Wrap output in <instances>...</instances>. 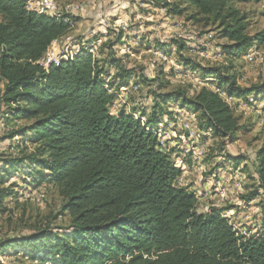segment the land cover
Listing matches in <instances>:
<instances>
[{"label": "trees", "instance_id": "16d2710c", "mask_svg": "<svg viewBox=\"0 0 264 264\" xmlns=\"http://www.w3.org/2000/svg\"><path fill=\"white\" fill-rule=\"evenodd\" d=\"M178 1L193 8V19L217 25L228 41L222 46L227 55L238 56L264 40V32L246 33L244 17L234 7L244 0ZM172 10L180 13L178 3ZM68 29L65 16L30 11L25 0H0L2 101L9 117L29 121L8 138L30 133L33 146L6 161L5 171L18 173L25 162L35 181L43 178L57 190L69 216L67 233L37 228L13 248H25L40 264H264V238L238 236L216 211L197 212L194 195L174 186L180 171L171 155L157 149L154 133L130 115L109 113L113 96L89 54L81 48L47 69L39 64ZM200 71L235 98L264 93V83L242 89L234 76L218 69ZM158 99L194 109L221 139L233 142L243 129L231 107L207 89L192 97L176 91ZM255 158L257 189L246 200L264 190V139ZM11 194L1 183L0 210Z\"/></svg>", "mask_w": 264, "mask_h": 264}, {"label": "rangeland", "instance_id": "374dc122", "mask_svg": "<svg viewBox=\"0 0 264 264\" xmlns=\"http://www.w3.org/2000/svg\"><path fill=\"white\" fill-rule=\"evenodd\" d=\"M25 2L30 11L65 16L69 25L38 62L46 63L48 56L60 52L74 55L82 48L102 70L99 80L113 96L109 113L130 115L154 133L157 149L171 155L180 171L174 186L194 195L197 212L216 211L238 236L264 238V190L246 200L257 189L254 163L264 139V93L235 98L215 77H204L200 71L218 69L224 76H234L242 89L259 86L264 83V40L238 56L227 55L222 46L228 41L217 25L193 19V8L178 0ZM177 3L181 11L176 14L172 6ZM234 7L244 17L248 35L264 32V0H244ZM123 71L130 74L124 78ZM201 89L215 93L233 110L243 128L233 142L204 127L194 109L173 99H158L176 91L192 97ZM2 94L0 81V184L12 190L0 210L4 244L0 264H40L25 254V248L13 246L37 228L49 226L56 233H67L69 216L61 210L57 190L43 178L35 181L36 174L25 162L18 173L17 168L5 171L6 161L33 146L30 133L8 138L11 130L29 121L9 117Z\"/></svg>", "mask_w": 264, "mask_h": 264}, {"label": "bare ground", "instance_id": "6f19581e", "mask_svg": "<svg viewBox=\"0 0 264 264\" xmlns=\"http://www.w3.org/2000/svg\"><path fill=\"white\" fill-rule=\"evenodd\" d=\"M76 54V52L74 53V55ZM73 55H71L70 53H66V52H60L58 54H54V55H50L47 57V62H39V64L44 68L47 69L50 65H56L58 64L60 61L62 60H67L68 57H71ZM53 57V59H52ZM45 58V57H44ZM51 59V60H50Z\"/></svg>", "mask_w": 264, "mask_h": 264}, {"label": "built area", "instance_id": "2783aa9c", "mask_svg": "<svg viewBox=\"0 0 264 264\" xmlns=\"http://www.w3.org/2000/svg\"><path fill=\"white\" fill-rule=\"evenodd\" d=\"M49 7H50V6H49ZM47 9H48V8H47ZM72 48H78V45H77V46H73V47H71V49H72ZM52 59H53V57H52ZM50 60H51V59H50Z\"/></svg>", "mask_w": 264, "mask_h": 264}]
</instances>
